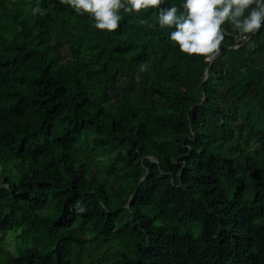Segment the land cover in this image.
I'll use <instances>...</instances> for the list:
<instances>
[{
    "label": "trees",
    "instance_id": "obj_1",
    "mask_svg": "<svg viewBox=\"0 0 264 264\" xmlns=\"http://www.w3.org/2000/svg\"><path fill=\"white\" fill-rule=\"evenodd\" d=\"M119 14L0 0V264H264V26Z\"/></svg>",
    "mask_w": 264,
    "mask_h": 264
},
{
    "label": "clouds",
    "instance_id": "obj_2",
    "mask_svg": "<svg viewBox=\"0 0 264 264\" xmlns=\"http://www.w3.org/2000/svg\"><path fill=\"white\" fill-rule=\"evenodd\" d=\"M164 0H60L83 15L89 14L94 27L115 32L120 26V11L140 13L159 8V27L174 28L170 40L188 56L215 59L224 40L222 25L230 23L243 34H255L264 26V0H184L183 14L175 6L163 8ZM255 5V7H253ZM44 14L39 6L33 14ZM142 23H147L142 21ZM143 70V67H142Z\"/></svg>",
    "mask_w": 264,
    "mask_h": 264
},
{
    "label": "water",
    "instance_id": "obj_3",
    "mask_svg": "<svg viewBox=\"0 0 264 264\" xmlns=\"http://www.w3.org/2000/svg\"><path fill=\"white\" fill-rule=\"evenodd\" d=\"M206 77H207V75H206Z\"/></svg>",
    "mask_w": 264,
    "mask_h": 264
}]
</instances>
